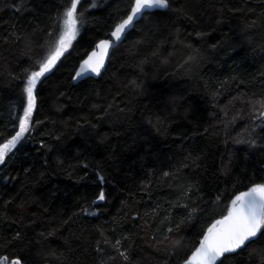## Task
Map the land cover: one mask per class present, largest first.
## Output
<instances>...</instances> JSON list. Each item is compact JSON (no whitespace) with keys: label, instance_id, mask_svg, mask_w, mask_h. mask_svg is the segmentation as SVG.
<instances>
[{"label":"trees","instance_id":"trees-1","mask_svg":"<svg viewBox=\"0 0 264 264\" xmlns=\"http://www.w3.org/2000/svg\"><path fill=\"white\" fill-rule=\"evenodd\" d=\"M71 2L0 0V144ZM130 9L79 0L77 39L37 82L30 131L0 164L7 264H184L264 184V0H169L73 83ZM217 264H264V229Z\"/></svg>","mask_w":264,"mask_h":264},{"label":"snow or ice","instance_id":"snow-or-ice-1","mask_svg":"<svg viewBox=\"0 0 264 264\" xmlns=\"http://www.w3.org/2000/svg\"><path fill=\"white\" fill-rule=\"evenodd\" d=\"M78 3L79 0H72L71 6L63 14V32L56 44L55 51L40 64L39 70L32 72L27 79L24 88L27 104L23 109V115L18 117L19 130L15 131V135L6 142L0 144V164L5 162L6 157L12 153L18 142L30 131V121L35 107L34 89L37 81L52 68L76 37ZM130 3L131 10L127 17L115 25L110 39L101 40L97 44L99 52L93 51L88 59L82 62L73 80L85 77L90 73L99 75L109 48L121 40L136 19L142 18L147 10L169 7V0H134V3L130 0ZM259 118L264 120V111L259 113ZM97 199H105L103 191L100 192ZM262 229H264V184H256L232 200L228 215L217 220L208 228L204 238L200 241V246L185 261V264H216L225 254L233 253L244 246ZM6 261L7 257L0 258V264H5ZM11 264H22V262L20 259H14Z\"/></svg>","mask_w":264,"mask_h":264},{"label":"water","instance_id":"water-1","mask_svg":"<svg viewBox=\"0 0 264 264\" xmlns=\"http://www.w3.org/2000/svg\"><path fill=\"white\" fill-rule=\"evenodd\" d=\"M133 3H134V2H133ZM130 10H131V9H130ZM130 10H129V12H130ZM152 10H153V9H152ZM155 10H156V9H155ZM161 10H162V9H161ZM147 11H151V10H147ZM129 12H128V13H129ZM145 12H146V11H145ZM127 15H128V14H127ZM127 15H126L123 19H125V18L127 17ZM123 19H122V20H123ZM138 19H139V18H138ZM138 19H136L135 21H137ZM122 20H121V21H122ZM121 21H120V22H121ZM135 21H134V22H135ZM134 22H133V24H134ZM118 23H119V22H118ZM132 26H133V25H132ZM132 26H131L127 31H129V30L132 28ZM127 31H126V32H127ZM126 32H125V33H126ZM125 33H124V35H125ZM124 35L122 36V38L124 37ZM110 38H111V37H106V38H103V39H101V40H107V39H110ZM122 38H121V40H122ZM101 40H100V41H101ZM100 41H99V42H100ZM99 42H98V43H99ZM118 42H119V41H118ZM98 43H97V44H98ZM116 43H117V42H116ZM116 43H115V44H116ZM97 44H96V46H97ZM115 44H114V45H115ZM114 45H113V46H114ZM113 46L109 48L107 55L104 57V66L101 68L100 74L102 73V71H103V70L105 69V67H106V64H107V61H108V58H109V54H110L111 49L113 48ZM93 51L99 52V49H97V47H95V48L91 49V50L86 54V56H85V57L79 62V64L77 65V68H76V70L74 71L73 77L76 75L77 71H79L82 62H83L84 60L88 59V57L93 53ZM100 74H99V75H100ZM99 75H96V74H94V73H90V74H88L87 76L82 77V78H77L76 80H73V77H72V82H73V83H77L78 81H80V80H82V79H84V78H86V77H95V78H96V77H98ZM247 191H248V190H247ZM245 192H246V191H245ZM227 215H228V213H227L226 215H224L223 217H221L220 219H218V220L223 219V218H224L225 216H227ZM206 233H207V232H206ZM257 234H258V233H257ZM256 236H257V235H256ZM256 236H255V237H256ZM255 237H253V238H251L249 241H247V242L245 243V245H246L248 242H250L251 240H253ZM199 246H200V245H199ZM242 247H243V246H242ZM191 255H192V254H191ZM191 255H190V256H191ZM190 256H189V257H190ZM188 259H189V258H188ZM188 259H187V260H188ZM221 259H222V257L220 258V260H221ZM187 260H186V261H187ZM220 260H219V261H220ZM219 261H217L216 264H217ZM5 263H7V261H6ZM10 263H11V262H10ZM184 264H185V263H184Z\"/></svg>","mask_w":264,"mask_h":264},{"label":"rangeland","instance_id":"rangeland-1","mask_svg":"<svg viewBox=\"0 0 264 264\" xmlns=\"http://www.w3.org/2000/svg\"><path fill=\"white\" fill-rule=\"evenodd\" d=\"M70 6H71V4H70ZM70 6H68V7H70ZM67 7V8H68ZM66 8V9H67ZM66 9L64 10V12H63V14L65 13V11H66ZM77 29H78V31H77V34H76V37H75V39H73L72 41H71V44H70V46L67 48V50L71 47V45L73 44V42L77 39V37H78V35H79V33H80V28L77 26ZM62 32H63V27H62ZM55 48H56V46H54L53 48H50V49H47V51H46V56H45V59L41 62V63H43L46 59H47V57L49 56V55H51L54 51H55ZM66 50V51H67ZM66 51H64V53L66 52ZM63 55V54H62ZM62 55L60 56V58L62 57ZM59 58V59H60ZM59 59L56 61V63L59 61ZM56 63L52 66V68L56 65ZM40 66V65H39ZM51 68V69H52ZM50 69V70H51ZM39 70V68L38 69H36L35 71H38ZM49 70V71H50ZM48 71V72H49ZM31 75V73H29L26 77H25V80H24V88H25V85H26V82H27V79H28V77ZM41 78V77H40ZM39 81V80H38ZM37 81V82H38ZM26 94V93H25ZM26 104H27V96H26V103H25V106H26ZM257 119V122H259V121H261V119H259V118H256ZM254 120V119H253ZM259 124V123H258ZM6 142V141H5ZM7 264V263H6Z\"/></svg>","mask_w":264,"mask_h":264},{"label":"bare ground","instance_id":"bare-ground-1","mask_svg":"<svg viewBox=\"0 0 264 264\" xmlns=\"http://www.w3.org/2000/svg\"><path fill=\"white\" fill-rule=\"evenodd\" d=\"M153 10H155V9H153ZM153 10H151V11H153ZM156 10H161V9H156ZM124 17H125V16H124ZM124 17H123V18H124ZM123 18H121L119 21H117L116 24H117L118 22H120ZM116 24H115V25H116ZM115 25H114V27H115ZM114 27H113V30H114ZM113 30H112V31H113Z\"/></svg>","mask_w":264,"mask_h":264}]
</instances>
